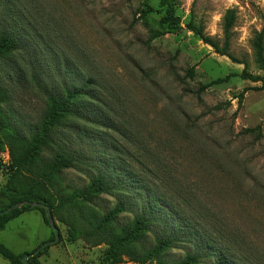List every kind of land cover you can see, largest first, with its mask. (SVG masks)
Returning <instances> with one entry per match:
<instances>
[{"label": "rangeland", "instance_id": "374dc122", "mask_svg": "<svg viewBox=\"0 0 264 264\" xmlns=\"http://www.w3.org/2000/svg\"><path fill=\"white\" fill-rule=\"evenodd\" d=\"M173 3L181 20L176 30L161 22L159 0H0V34L17 41L13 55L0 59L3 126L27 137L48 97L64 99L87 84L73 105L80 116L54 132L44 158L58 148L74 156V166L61 172L71 189L84 191L98 175L116 187L85 209L55 210L61 238L28 264H109L108 244L95 245L96 237L83 234V219L119 203L125 212L115 221L116 233L145 215L151 226L143 247L155 246L156 236L174 242L160 256L166 264L195 254L198 264L222 258L223 264H264V68L252 48L264 27V0ZM228 10L235 24L227 52L189 28L224 50ZM243 71L259 81L243 79ZM0 138L1 189L9 176L2 156L10 148ZM23 180L30 183L31 172ZM52 232L32 210L6 223L0 245L15 257L31 254L54 239ZM0 264L20 263L0 254ZM116 264L140 263L123 256Z\"/></svg>", "mask_w": 264, "mask_h": 264}, {"label": "trees", "instance_id": "16d2710c", "mask_svg": "<svg viewBox=\"0 0 264 264\" xmlns=\"http://www.w3.org/2000/svg\"><path fill=\"white\" fill-rule=\"evenodd\" d=\"M173 2L174 0H159L160 6L165 11L161 22L169 30L178 29L181 23L180 18L175 13ZM234 24V11L228 10L224 17L223 26L225 39L224 50L220 48L219 41L205 35L202 30L189 28L214 49L220 52H227ZM252 48L256 62L264 68V27L260 32L255 33L252 40ZM16 49L17 41L15 38L8 34H0V59L13 55ZM241 77L253 82L259 81L258 77H254L246 71L242 72ZM223 80L213 81L204 88H209ZM86 86L88 85L85 84L80 91L77 90L67 93L64 99H58L55 96L48 97L45 111L37 128L27 137L11 128L6 129L0 121V136L6 137L11 156L9 165L5 166V170L9 175L8 179L0 189V201L5 200L8 203L0 207V211H4L16 203L29 201L48 205L52 215H54L55 210H59L61 206H71L73 210L85 209L92 199L102 194H111L116 190L113 180L104 175L94 177L84 191L71 189L67 185L64 186L62 184L61 172L71 169L74 166V156L64 149L58 148L49 159L44 158L45 151L52 150V147L55 145L53 140L54 132L65 125L72 117L79 115L80 111L77 109L74 110L73 105H76L83 97L82 91L87 88ZM245 92L237 97L240 104ZM5 100V92L0 87V103L5 102ZM216 108L219 109L221 107L219 105ZM1 145L2 140L0 138V148ZM25 172H31L32 174L30 183H25L23 180ZM57 188L58 190H56ZM54 190L56 191L57 199L58 197L60 199V204H56V197L53 194ZM67 190H70V193ZM32 210H39L43 214L45 222L49 225L45 209L35 207L31 204H24L21 208L9 214L0 215V231L5 228L9 220ZM124 212L125 206L122 203L117 204L113 209L100 216H97L94 211H90L91 215L83 219V224L88 226L84 229L83 234L90 238L96 237L98 241L95 242V245H99L102 242L108 244L109 248L107 250L106 260L109 264L121 262L123 256L128 257L132 262L140 264H146L153 259L158 260L159 264H166L161 260L160 256L164 250L172 248L174 244L173 240L170 237L156 236L155 246L152 248L143 247V234L151 226V220L143 214L135 217L129 229L122 230L121 233H116L113 226L116 219ZM53 238H55L54 233ZM42 253L43 250L36 257L42 255ZM0 254L11 260L19 259V263L22 264L24 255H29L30 253H21L15 257L5 246L0 245ZM199 258V255L196 254L189 255L181 263L173 264H198ZM224 260L222 258L215 264H223Z\"/></svg>", "mask_w": 264, "mask_h": 264}, {"label": "water", "instance_id": "95a60500", "mask_svg": "<svg viewBox=\"0 0 264 264\" xmlns=\"http://www.w3.org/2000/svg\"><path fill=\"white\" fill-rule=\"evenodd\" d=\"M24 204H31L35 207H40V208H43L45 209V212H46V218L49 222V225L51 226L52 230H53V233L55 235V238L54 240L42 245L40 248H38L34 253L32 254H29V255H26L22 262L23 264H28V259L31 258L32 256H36L38 255L45 247L47 246H50V245H55L59 242L60 240V232H59V229L58 227L56 226L55 222H54V217L52 215V212H51V209L48 205L46 204H39V203H32V202H29V201H25V202H19V203H16L15 205L9 207L8 209L4 210V211H0V215H4V214H9L10 212L16 210V209H19L21 208Z\"/></svg>", "mask_w": 264, "mask_h": 264}, {"label": "built area", "instance_id": "2783aa9c", "mask_svg": "<svg viewBox=\"0 0 264 264\" xmlns=\"http://www.w3.org/2000/svg\"><path fill=\"white\" fill-rule=\"evenodd\" d=\"M9 162H10V155H9V153L6 154V155H3L2 156V163H3V165L7 166V165H9Z\"/></svg>", "mask_w": 264, "mask_h": 264}]
</instances>
